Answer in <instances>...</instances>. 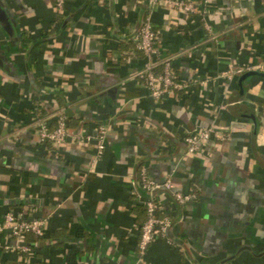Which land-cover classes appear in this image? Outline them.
<instances>
[{
    "label": "crops",
    "instance_id": "obj_1",
    "mask_svg": "<svg viewBox=\"0 0 264 264\" xmlns=\"http://www.w3.org/2000/svg\"><path fill=\"white\" fill-rule=\"evenodd\" d=\"M194 1L186 14L164 0H0V264H264V0ZM147 13L187 85L160 98L138 76ZM58 111L70 136L53 146L38 126ZM203 128L210 142L187 156L186 135ZM142 166L198 198L160 193L174 241L139 257ZM22 207L46 217L28 261L1 229Z\"/></svg>",
    "mask_w": 264,
    "mask_h": 264
},
{
    "label": "built area",
    "instance_id": "obj_2",
    "mask_svg": "<svg viewBox=\"0 0 264 264\" xmlns=\"http://www.w3.org/2000/svg\"><path fill=\"white\" fill-rule=\"evenodd\" d=\"M158 0H151L154 4ZM166 3L177 8L186 14H194L197 10V2L194 0H164ZM59 10H63L64 0H56ZM159 34L153 26L151 19L147 16L146 20L140 27L136 36V47L142 51L149 60L147 67L138 73V76L144 82L150 93L155 98H160L166 93L173 91H181L187 85L180 81L174 70L171 57L161 55L157 43ZM161 66L160 71L156 68ZM55 126L50 127L47 122L42 121L38 126L39 138L43 143H49L57 146L65 141L69 136V126L64 111H58L55 115ZM107 125L100 123L98 125L97 140L98 154H102L105 149V137L107 134ZM213 131L211 128L198 129L189 132L185 137L187 156H193L210 142ZM80 138L79 135L72 137ZM135 199L145 207L146 220L141 225V236L138 244L139 257H142L148 247L159 239H164L169 243H173V230L175 220L171 215L163 212L161 205L160 193L166 194L174 203L179 206L186 205L188 202L198 198L195 191H181L173 187L172 179L166 178L163 182L153 179L145 166L140 168V178L134 179ZM144 192V196L140 193ZM46 217L40 216L36 208L22 207L19 209H9L6 211L1 229L8 230L12 238L15 240L13 249L16 252L25 253L28 261L34 256L33 249L26 243L28 234H34L44 237L46 233Z\"/></svg>",
    "mask_w": 264,
    "mask_h": 264
},
{
    "label": "trees",
    "instance_id": "obj_3",
    "mask_svg": "<svg viewBox=\"0 0 264 264\" xmlns=\"http://www.w3.org/2000/svg\"><path fill=\"white\" fill-rule=\"evenodd\" d=\"M147 16H148V13L147 14H145L144 16H143V19H142V23H141V25H140V27L142 26V24L144 23V21L146 20V18H147ZM140 27H139V29H140ZM142 52V51H141ZM144 54V53H143ZM161 70V66H158L157 68H156V71H160ZM48 144V143H47ZM140 178V167H139V169H138V171H137V173H136V175H135V180H138ZM142 206V205H141ZM143 207V206H142ZM144 208V211H145V214H146V210H145V207H143ZM30 237L32 238V239H30ZM43 237H39V236H36V235H34V234H28V236H27V238H26V243L28 244V246H30L32 249H33V251H34V255H36V249H37V247L39 246V243H40V240L42 239ZM173 240H174V238H172ZM17 254L19 255V256H26V254L25 253H22V252H17ZM7 264H9V263H7ZM11 264H28V263H26L25 261H22V260H20V259H18V260H15V261H13V262H11ZM36 264H39V263H36Z\"/></svg>",
    "mask_w": 264,
    "mask_h": 264
},
{
    "label": "water",
    "instance_id": "obj_4",
    "mask_svg": "<svg viewBox=\"0 0 264 264\" xmlns=\"http://www.w3.org/2000/svg\"><path fill=\"white\" fill-rule=\"evenodd\" d=\"M0 11H2V9L0 8Z\"/></svg>",
    "mask_w": 264,
    "mask_h": 264
}]
</instances>
